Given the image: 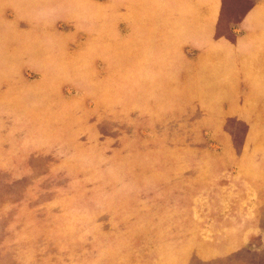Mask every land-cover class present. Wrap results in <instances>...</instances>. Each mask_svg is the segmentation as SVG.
<instances>
[{
  "label": "rangeland",
  "instance_id": "rangeland-1",
  "mask_svg": "<svg viewBox=\"0 0 264 264\" xmlns=\"http://www.w3.org/2000/svg\"><path fill=\"white\" fill-rule=\"evenodd\" d=\"M224 1L264 28V0ZM96 19L0 0V264H264V32L177 80Z\"/></svg>",
  "mask_w": 264,
  "mask_h": 264
},
{
  "label": "crops",
  "instance_id": "crops-1",
  "mask_svg": "<svg viewBox=\"0 0 264 264\" xmlns=\"http://www.w3.org/2000/svg\"><path fill=\"white\" fill-rule=\"evenodd\" d=\"M89 5L94 18L90 35L96 31V16L108 18L119 29L125 64L133 49L144 47L150 55L158 50L177 80L239 71L249 47L244 38L264 32L249 25L256 5L235 18L226 14L224 0H89ZM197 87L208 90L204 84Z\"/></svg>",
  "mask_w": 264,
  "mask_h": 264
}]
</instances>
